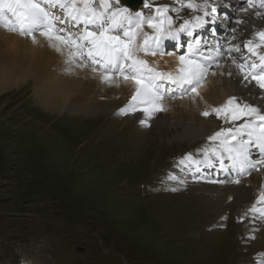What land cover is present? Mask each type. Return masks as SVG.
I'll use <instances>...</instances> for the list:
<instances>
[{"label": "rangeland", "instance_id": "1", "mask_svg": "<svg viewBox=\"0 0 264 264\" xmlns=\"http://www.w3.org/2000/svg\"><path fill=\"white\" fill-rule=\"evenodd\" d=\"M151 1L159 6L172 0ZM151 14L154 9L145 15ZM174 21V27L181 23ZM31 86L0 93V264H255L261 259L262 249H254L242 232L249 221L248 216L240 220L246 208L211 209L215 199L199 191L179 165L186 154L200 155L215 132L195 142H169L174 129L156 132L157 126L138 124L120 110L88 115L43 110ZM189 90L182 97H190ZM65 223L74 231L65 230ZM98 224L113 237L103 248Z\"/></svg>", "mask_w": 264, "mask_h": 264}, {"label": "snow or ice", "instance_id": "2", "mask_svg": "<svg viewBox=\"0 0 264 264\" xmlns=\"http://www.w3.org/2000/svg\"><path fill=\"white\" fill-rule=\"evenodd\" d=\"M246 2L249 9H256V18H264V0ZM174 4L178 7L168 4L154 6V2L143 0L144 9H154V14L145 15L143 11L133 13L127 7H121L120 0H0V24L9 31L30 36L34 43L36 37L33 33L39 30L50 46L66 55V63L77 67L90 64L93 72H100V79L105 84L116 83L117 78L131 81L134 85L132 97L120 112L135 111L137 105H146L142 111L150 117L164 110L161 103L163 96L175 90L187 92L190 89L193 98L199 96L198 86L212 64L223 67L219 61L224 59V45H211L196 31L209 23L206 17L217 12L211 0H174ZM184 8L192 10L191 17L174 27L176 21L169 12H175L179 20ZM55 9L62 12L63 19L56 15ZM197 12L203 14L198 15ZM215 22L214 19L211 21ZM243 22L238 20L237 24ZM145 24L152 29V34L143 31ZM74 28L79 31L73 32ZM182 35L189 38L187 51L177 57L174 71H158L138 55L141 52L152 55L162 52L166 40L176 41ZM243 47L247 54L237 58L232 54L241 52L240 45H229L226 49L228 59L246 83L254 82L255 88L260 90L261 103L254 105L244 102L243 97L233 95L211 111L204 110L201 113L203 116L215 114L232 126L221 128L208 137L212 143L202 149L200 160L186 154L179 165L191 167L218 163L220 170L235 173L238 177L264 166V158L258 161L252 159L253 149L264 157V28H254ZM180 51L183 52V44ZM168 85L174 87L169 88ZM249 91L252 92V89ZM140 123L147 125V119ZM169 179L175 177L170 176ZM230 182L241 183L239 179ZM245 216L264 219V186H261L255 202L240 220L243 221ZM250 238L255 239V236ZM260 256L255 264H264V252Z\"/></svg>", "mask_w": 264, "mask_h": 264}, {"label": "bare ground", "instance_id": "3", "mask_svg": "<svg viewBox=\"0 0 264 264\" xmlns=\"http://www.w3.org/2000/svg\"><path fill=\"white\" fill-rule=\"evenodd\" d=\"M216 1L211 0L212 6L216 7ZM225 1L224 5H220L216 12L218 18L223 19L222 24L218 27L220 29L219 35L214 37L213 33L217 28L210 21L205 27L196 31L203 40H206V32H209L207 40L209 44L219 42L217 39L220 36L226 37L223 43L236 44L241 39L239 44L242 50L240 53H234L239 57L241 54H247L243 45L251 37L254 28L257 30L264 28V18H256L254 15L256 9H249L246 0H242L243 6L241 0L235 4L232 0ZM230 2L235 9H232ZM172 6L178 7L174 3ZM54 11L63 19V14L59 9ZM147 11L150 13L149 9ZM196 14L202 15L203 13L197 12ZM169 15L173 17V20L177 16L175 12H169ZM191 15L192 10L181 9L179 21L182 23ZM212 16L213 14L210 15L211 19H213ZM205 19L207 20V18ZM238 20L244 22L237 24ZM233 29L236 31L233 32ZM72 31L78 32L79 29L74 28ZM143 31L152 34V29L147 24L143 25ZM33 35L36 37L35 43L30 36H22L19 33L9 31L0 24V93L10 92V89H18L21 85L30 82L35 104L43 110L56 111L59 114L64 109L70 111V114L84 113L86 115L114 112L128 104L134 91V85L131 81L125 82L122 78H117L116 83L105 84L100 79V72H93L90 64L86 67H77L75 64L69 65L66 63V55L57 52L54 47L50 46L49 42L40 35L39 30ZM184 40L188 41L189 38L184 36L176 41L166 40L162 49L165 48L167 51L172 42L177 47L176 50H180ZM167 53L163 54V51H157L155 55L150 52L143 54L158 71H174L178 63L177 57L180 55L176 52L168 53V55ZM138 55L143 59L141 53ZM82 62L78 61V63ZM221 65L223 67H217L213 72H209L206 80L198 86L199 96L193 98L191 92L190 97H182L187 91L174 98H163L161 103L164 110L155 112L150 117H146L142 111L146 105H137L135 111H126L129 115L127 117H133L138 124H141V120L147 119V124L157 126L156 132L159 133L162 131L169 133L174 129L175 134H177L175 137L171 136L172 134L169 135V142L174 139L195 142L197 139L204 138L206 133H214L221 128L231 127V124H226L223 118H217L215 114L206 117L201 113L204 110L211 111L213 107L224 104L233 95L242 96L244 102L259 105L261 103L260 90L255 88L254 82L246 83L243 77L238 75L234 65L230 63H221ZM113 75L115 76V74ZM168 87L174 86L168 85ZM250 89L252 92L249 91ZM179 92V90H175L171 93ZM252 151V157L258 155L259 160L264 158L259 155L257 149ZM192 156L195 160H200L203 153L201 152L200 155L192 154ZM253 160L256 161V159ZM197 167L199 168L198 171ZM182 172L199 185V191L201 190L205 195L208 194L215 199L216 203H213L215 207L211 209L216 211L219 206L222 208L230 207L235 213L238 210L247 209L255 202L261 186H264V166H259L258 170L250 171L239 177L235 173L229 174L220 170L218 163L192 165L191 167L182 166ZM235 179H239L241 183L230 182ZM212 181H224V183H213ZM242 232L248 237L255 236V239L251 241L254 249L264 250V219L249 217V221Z\"/></svg>", "mask_w": 264, "mask_h": 264}, {"label": "trees", "instance_id": "4", "mask_svg": "<svg viewBox=\"0 0 264 264\" xmlns=\"http://www.w3.org/2000/svg\"><path fill=\"white\" fill-rule=\"evenodd\" d=\"M14 166H16V165H14ZM28 166V164H25V165H23V167H22V171L24 172L25 171V169H26V167ZM66 214V212H62V210L60 211V216L59 217H64V215ZM64 214V215H63ZM97 221H98V219H97ZM98 223H99V221H98ZM99 225V227L101 228H99L100 229V232L101 233H99L98 235H99V237L104 241V242H108V241H111L112 239H113V237H111V238H108L107 236H106V234H105V232H104V230L106 229L105 227H103V225H101V224H98ZM83 228H85V227H83ZM86 229V228H85Z\"/></svg>", "mask_w": 264, "mask_h": 264}, {"label": "water", "instance_id": "5", "mask_svg": "<svg viewBox=\"0 0 264 264\" xmlns=\"http://www.w3.org/2000/svg\"><path fill=\"white\" fill-rule=\"evenodd\" d=\"M77 249L79 250L80 248H79V247H77Z\"/></svg>", "mask_w": 264, "mask_h": 264}]
</instances>
